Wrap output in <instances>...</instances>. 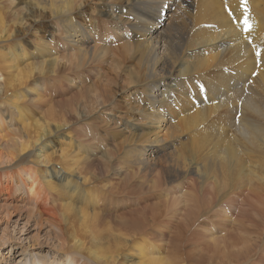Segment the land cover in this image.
I'll list each match as a JSON object with an SVG mask.
<instances>
[{"label":"bare ground","instance_id":"bare-ground-1","mask_svg":"<svg viewBox=\"0 0 264 264\" xmlns=\"http://www.w3.org/2000/svg\"><path fill=\"white\" fill-rule=\"evenodd\" d=\"M18 1L0 0V264H264V0L246 36L241 0ZM108 53L96 94L82 77Z\"/></svg>","mask_w":264,"mask_h":264},{"label":"rangeland","instance_id":"rangeland-1","mask_svg":"<svg viewBox=\"0 0 264 264\" xmlns=\"http://www.w3.org/2000/svg\"><path fill=\"white\" fill-rule=\"evenodd\" d=\"M96 2L95 0H90V2ZM11 2V4H9ZM17 3H19V1L18 0H2V7H3V9L6 11V10H8L9 12L10 11H13V12H18L19 11V7H18V4ZM15 24H14V22H11L10 23V26H14ZM43 28H45L46 26H44V25H41ZM39 27V25H36V26H34V27H30V31H31V33L28 35V37H33L34 35H33V33L34 32H36V30H37V28ZM19 29V28H18ZM20 30V29H19ZM112 34H114L113 32H112ZM46 40H49V39H47L46 37H44ZM93 39L96 41L95 43H98V44H100V43H103V42H107V43H110L111 44V46H109L110 48H114V47H117V43H118V41H115L116 40V38L113 36V35H111V34H104L103 36H100V37H97L96 35L95 36H93ZM103 39V40H102ZM31 42H34V39L33 40H30ZM102 41V42H101ZM109 44V45H110ZM58 47H56V50H57V57H58V59H59V64H58V67H59V70H63L64 68H66V66H67V61H66V59H67V55H68V48L66 47V46H63V47H61V46H59V45H57ZM109 54V55H108ZM108 54H105L104 55V57L102 56V57H100V56H94L88 63H90L91 65H94V66H91L90 64H87V68H85V71L84 72H88V73H86V74H84V76L82 77L83 78V80L84 81H86V83L87 84H91V86L92 87H94L93 88V93H96V94H99V92L98 91H101V90H103L104 88H105V84H110V86H113V82H111V79L112 78H115V73L113 72L116 68L114 67V60H113V57H112V55H111V53H108ZM111 55V56H110ZM109 56H110V58H109ZM0 61H1V59H0ZM27 62L28 61H24L23 63H21L20 65H19V68L20 67H22L23 69H24V66H25V64H27ZM124 64H126V63H124ZM89 65V66H88ZM96 65V66H95ZM2 63L0 62V67L2 68ZM91 66V67H90ZM98 66V67H97ZM89 67V68H88ZM95 67V68H94ZM105 70V71H103L102 70V68ZM93 68V69H92ZM97 68V69H96ZM99 68V69H98ZM124 69H122V71L123 70H125L126 69V67L124 66L123 67ZM5 70H8V69H5ZM103 72H102V71ZM3 71V70H2ZM91 71V72H90ZM101 71V72H100ZM98 72V73H97ZM105 72V73H104ZM97 73V74H96ZM103 75H102V74ZM99 74V75H98ZM102 76H101V75ZM88 75V76H87ZM96 79H94L92 76ZM107 76V77H106ZM85 77V78H84ZM101 77V78H100ZM103 77V78H102ZM3 78H6V80H11L10 79V75H8V74H6L4 71H3V73H2V76L0 77V82H2L3 80L2 79ZM105 78V79H104ZM109 78V79H108ZM110 80V81H109ZM119 80V85H122V84H124V82L122 83V81H124L125 80V77H124V73H122V75H121V77L118 79ZM90 81H91V83H90ZM94 81V82H93ZM98 81V82H97ZM104 81V82H103ZM106 81V82H105ZM116 81H117V79H116ZM108 82V83H107ZM111 82V83H110ZM16 84V83H15ZM102 84H104V85H102ZM102 85V86H101ZM102 88V89H101ZM95 90H98V91H95ZM93 93H91V95L93 94ZM115 96H116V98H115ZM115 96H114V104L117 106L118 104H119V106H121V105H124L123 103H121V102H124V101H126L127 100V98H125V93H123V92H119V91H117L116 93H115ZM121 99V100H120ZM96 104H98V103H95V101L93 100L92 102H90L89 103V105L90 106H94V107H96V106H98V105H96ZM92 107H88L87 108V111L89 112V110L92 108ZM121 107H123V106H121ZM93 111H95V110H93ZM13 112H15V111H13ZM96 113H95V115H93L92 117H90V119H91V122H93V123H91V126L94 128V129H96L97 128V126H99V124L100 123H103L105 120L104 119H102L101 120V118H100V116L101 115H97L98 114V112L97 111H95ZM91 116V115H90ZM96 116V117H95ZM6 123H7V125H8V130L10 129V128H12V129H15V130H18L19 129V125H21L22 123H24V122H21L19 119H18V116H15L14 118H12L10 121H6ZM18 128V129H17ZM233 213H235V211H234V206H233V209L231 210ZM232 218V217H231ZM256 220H258L259 221V223H260V227H263L264 226V217H259V218H256ZM206 222H207V220H205L204 221V225L205 226H207V224H206ZM211 228L214 230V231H218L219 229L217 228V226H214V225H212L211 226ZM217 229V230H216ZM257 229H259L258 227L256 228V230ZM218 233H219V231H218ZM99 235H100V237L101 238H106V236H107V232L106 231H100V233H99ZM264 235V234H263ZM74 236V238H75V236H76V238H81L83 241H84V246H85V249H87V247L86 246H88L89 245V242L87 241V239H84L83 238V235H82V233H81V231H79V232H70L69 233V238H72ZM263 237V236H262ZM252 239H257V240H259V238L256 236V237H254V238H252ZM263 239V238H262ZM17 252H15V254H16ZM161 253H162V256L164 257V255H165V250L164 249H161ZM136 261V259H135V256H134V258L133 257H131V256H127L126 257V259L121 263V264H133V262H135Z\"/></svg>","mask_w":264,"mask_h":264},{"label":"snow or ice","instance_id":"snow-or-ice-1","mask_svg":"<svg viewBox=\"0 0 264 264\" xmlns=\"http://www.w3.org/2000/svg\"><path fill=\"white\" fill-rule=\"evenodd\" d=\"M241 3H242V5H243V4L245 3V0H241ZM241 24L244 25V31H250L251 26H250V24H249V22H248L247 14H246V13H245V19H243V20L241 21ZM259 55H260V53L257 52V56H259Z\"/></svg>","mask_w":264,"mask_h":264}]
</instances>
